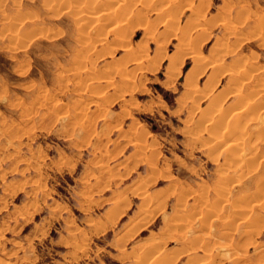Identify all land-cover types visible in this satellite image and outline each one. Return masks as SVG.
<instances>
[{
    "label": "rangeland",
    "instance_id": "374dc122",
    "mask_svg": "<svg viewBox=\"0 0 264 264\" xmlns=\"http://www.w3.org/2000/svg\"><path fill=\"white\" fill-rule=\"evenodd\" d=\"M149 1L127 0L130 29L89 21L104 19L103 0H0V264H173L184 251L213 255L208 264H264V0ZM117 25L128 27L123 42ZM192 48L206 67L185 95ZM212 64L226 69L205 87ZM212 106L227 112L217 134L216 118L207 127L216 113L202 115Z\"/></svg>",
    "mask_w": 264,
    "mask_h": 264
},
{
    "label": "bare ground",
    "instance_id": "6f19581e",
    "mask_svg": "<svg viewBox=\"0 0 264 264\" xmlns=\"http://www.w3.org/2000/svg\"><path fill=\"white\" fill-rule=\"evenodd\" d=\"M89 1H92V0H89ZM89 1L87 0V2H89ZM105 1H106V2H105ZM129 1H130V0H128V2H129ZM147 1H149V0H144V2H147ZM158 1H159V2H158ZM158 1H157L158 3L165 4L168 0H158ZM173 1H176V0H173ZM182 1L184 2V1H186V0H182ZM182 1H181V2H182ZM104 2H105L106 4H104ZM126 2H127V0H103V2L101 3V5H102V4H104L103 6L107 5V8H108L109 10H110L111 8H112V9H111L110 11L108 10L107 12L104 13V14L107 15V16H106V15L104 16V19L99 18V17H100L101 15H103V14H101L100 16H95L93 13H91V14H93V15H92L93 17H92V16H88L89 21H97V20L99 21V20H105V19H110V20H112V21L114 20L115 22L120 21L119 23H121V21H124V22H125L124 24H129L128 26H129V28L131 29V28L133 27V25H134V24H133L134 22H133V19H132V13H131V10H129L131 7L128 8L129 6L127 5ZM144 2H143V4H144ZM149 2H150V1H149ZM155 2H156V0H155ZM164 2H165V3H164ZM178 2H179V1H178ZM64 3H65V2H63V3L61 2L62 5H64ZM167 3H168V2H167ZM167 3H166V4H167ZM191 3H192V2H191ZM83 4H84V3H83ZM83 4H82V5H83ZM85 4H86V3H85ZM129 4H130V3H129ZM141 4H142V2H141ZM145 4H146V3H145ZM145 4H144V5H145ZM156 4H157V3H155V6H156ZM181 4H182V3H181ZM181 4H180V5H181ZM144 5H143V6H144ZM153 5H154V4H153ZM157 5H158V4H157ZM159 5H160V4H159ZM174 5H175V4H174ZM182 5H183V4H182ZM59 6H60V5H59ZM85 6H86V5H85ZM167 6H168V5H167ZM171 6H173V5H171ZM63 7H65V6H63ZM88 7H89V5H88ZM105 7H106V6H105ZM144 7H145V6H144ZM174 7H175V6H174ZM177 7H178V6H177ZM199 7H201V6H198V7L196 6V7H195V9L193 10L192 15L197 14L196 16H198V13H197V12L195 13V11H197V10L199 11V9H200ZM81 8H82V7H81ZM165 8H166V7H165ZM170 8H171V7H170ZM170 8H169V9H170ZM82 9H83V8H82ZM103 9H104V8H103ZM162 9H163V12H164V11L166 12V10H167V9H164V8H162ZM104 10H105V9H104ZM106 10H107V9H106ZM154 10H155L154 12H156L157 15L160 13V17H161L162 15H165V13H164V14L161 13L162 10H161L160 8L155 7ZM191 10H192V9H191ZM100 11H101V10H100ZM167 11H168V10H167ZM174 11H175V10H174ZM174 11L172 10V11H170V12H171V13H172V12L174 13ZM203 11H204V10H203ZM203 11H202V12H203ZM80 12H81V11H80ZM89 13H90V12H89ZM166 13H167V12H166ZM82 14H84V13H82ZM85 14H86V13H85ZM161 14H162V15H161ZM167 14H168V13H167ZM169 14H170V13H169ZM169 14H168V15H169ZM199 14H200V13H199ZM87 15H88V12H87ZM136 15H138V14H136ZM172 15H174V14H172ZM80 16H81V15H80ZM84 16H85V15H84ZM94 16H95V17H94ZM166 16H167V15H166ZM160 17H159V18L157 17V18H158V20L160 19V21H161V20H162V19H161L162 17H161V18H160ZM199 17H200V16H199ZM167 18H168V17H167ZM85 19H87V18H84V21H85ZM135 19H136V18H135ZM239 19H240V18H239ZM81 20H82V19H81ZM164 20H166V19H164ZM169 20H170V19H169ZM216 20H217V19H216ZM106 21H107V20H106ZM136 21H137V20H136ZM162 21H163V20H162ZM162 21H161V22H162ZM186 21H187V20H186ZM238 21H239V20H238ZM104 22H105V21H104ZM115 22H114V23H115ZM205 22H206V21H205ZM217 22H218V21H217ZM222 22H223V21H222ZM226 22H227V21H226ZM90 23H91V22H90ZM114 23H113V24H114ZM117 23H118V22H117ZM139 23H141V22H139ZM146 23H148L147 20H146ZM164 23H165V22H164ZM170 23H171V22H170ZM172 23H173V22H172ZM227 23H228V22H227ZM227 23H226V24H227ZM101 24H102V23H101ZM104 24H106V23H104ZM184 24H185V23H184ZM209 24L211 25L210 22H209ZM102 25H103V24H102ZM102 25H100V26H102ZM185 25H186V24H185ZM224 25H225V24H224ZM100 26H98V27H100ZM104 26H105V25H104ZM111 26H112V25H110L109 27L111 28ZM119 26H120V25H117V26H114V28H112L113 30H114L115 28L118 29V31H117L116 29L114 30V31L117 32V33L120 31V33H118V34L116 35V38H115V42H117V43H118L119 41H122V42H123L124 37L127 36V35L129 34V33H128V30L126 31V29L128 28L127 25H124V27H126L125 29H123L124 27H123L122 29H121V28H118ZM164 26H165L166 28H169V27H170V26H169V23H167V22L165 23ZM183 26H184V25H183ZM142 27L144 28V26H142ZM145 27H146V26H145ZM204 27H205V26H204ZM204 27H203V28H204ZM100 28H101V27H100ZM100 28H97V29H100ZM103 28H105V27H103ZM139 28H141V27L139 26ZM146 28H148V26H147ZM170 28H171V27H170ZM170 28H169V29H170ZM175 28H177V27H175ZM189 28H190V19L188 20L186 27L180 29V30L182 31V35H183L184 38L181 39L182 41H180V39H179L180 43H179L178 46H177V51H176L172 56H171V55L169 56L170 58H169V60H168V64H167V67H166V73H165V74H167L168 77H171V78H172L173 76H176L177 74L180 73V66H181V64L183 63L181 57L184 56V52H183V49H182V44H183V42H187V43L189 44V41H190V40H189L190 35H189V37H188V35L186 34V33H187V30H188ZM197 28H198V27H197ZM226 28H227V27H226ZM141 29H142V28H141ZM144 29H145V28H144ZM100 30H101V29H100ZM109 30H110V29H109ZM145 30H146V29H145ZM147 30H148V29H147ZM151 31H152V30H151ZM191 31H192V29H191ZM196 31H197V30H196ZM99 32H100V31H99ZM115 32H114V33H115ZM132 32H133V31H132ZM146 32H147V31H146ZM146 32H145V33H146ZM149 32H150V30H149L147 33H149ZM166 32H169V30L167 29ZM111 33H112V32H111ZM174 33H175V32H174ZM202 33H203V32H202ZM94 34H96V33H94ZM115 34H116V33H115ZM149 34H150V33H149ZM162 34H163V33H162ZM164 34H165V33H164ZM203 34H204V33H203ZM205 34H206V32H205ZM81 35H82V34H81ZM166 35H167V33H166ZM170 35H171V34H170ZM175 35H176V34H175ZM144 37H145V36H144ZM150 37H151V36H150ZM162 37H163V36H162ZM162 37H161V38H162ZM200 37H201V35H200ZM82 38H83V37H81V39H82ZM152 38H153V37H152ZM154 38H155V37H154ZM161 38H160V39H161ZM196 38H197V39H193V41H194V40H197V44H198V46H199V45H200V44L198 43L199 35H197ZM200 39H201V38H200ZM203 39H205V38H204V35H203ZM187 40H188V41H187ZM126 41H127V39H126ZM148 41H149V40H148ZM193 41H192V42H193ZM127 42H128V41H127ZM155 42H156V49H155L156 51H155V56H154V55H153V56L155 57V61H157V62L159 61V62H160L162 59H164V54H163V52H162V51H163V50H162L163 47H161V43H160V40H159V39H158V40L156 39ZM187 43H186V44H187ZM190 43H191V42H190ZM194 43H196V41H194ZM194 43H193V44H194ZM218 43H219V42H218ZM85 44H86V43H85ZM124 44H125V42H124ZM197 44H196V45H197ZM120 45H122V44L120 43ZM184 45H185V44H184ZM87 46H88V45H87ZM122 46H124V48L126 47V48H125V49H126V52H130V49L127 48L128 45L125 44V45H122ZM138 46H139V45H138ZM147 46H148V45H147ZM139 47H140V48H145L144 45H143V39H142V41L140 42V46H139ZM196 47H197V46H196ZM194 48H195V46H194ZM90 49H91V48H90ZM184 49H185V48H184ZM195 49H196V48H195ZM216 49H217V48H216ZM192 50H193V51L190 52V55H189V54H188V55L192 58L193 62H192V65H191V66L189 67V69L187 70L185 76H184V84H185V86H186V88H187V89H186V92H185V93H186L185 95H188V94H189V91H188V90H189L190 86H192V83H193V82L195 83L196 79L200 76L201 73H203V69H205L204 67H206V66H204V63H203V57H202L200 54H198L199 51L197 52V51H195L193 48H192ZM218 50H219V49H218ZM146 51H147V50H146ZM220 51H221V50H220ZM186 52H187V51H186ZM143 53L146 54L145 52H143ZM137 54H138V53H137ZM147 54H148V53H147ZM138 55H140V54H138ZM142 56H143V55H142ZM142 56H141V58L144 59V56H145V55H144L143 57H142ZM189 56H188V57H189ZM145 57H146V56H145ZM217 57H218V56H217ZM149 58H150V57H149ZM131 59H132V58H131ZM139 59H140V58H139ZM139 59L135 58V61H136V62H134V64L138 65L139 62H140V64H142V62H141L142 60L140 61ZM146 59H147V57H146ZM137 60H139V61H137ZM150 61H151V60H150ZM152 61H153V59H152ZM132 62H133V61H132ZM149 63H150V62H149ZM131 65H132V64H131ZM205 65H206V64H205ZM232 66H233V65H232ZM137 67H138V66H137ZM220 67H221V66H219V65H215V64H214V65H213V64L211 65V72H210V75H209V79L206 81V84L204 85L205 87H208L209 85H210V87H211V82L213 81V82L215 83V81H217L216 78H217L218 75L220 74L219 72L223 73L222 71H225L226 67L224 68V70L222 69V71H220V70H221ZM242 67H243V66H242ZM134 68H135V67H134ZM145 68H146V67H145ZM121 69H122V68H121ZM148 69H149V68H148ZM230 69H231V68H230ZM123 70H124V69H123ZM250 70H252V69H250ZM253 70H254V69H253ZM253 70H252V71H253ZM226 71H229V69L227 68ZM254 71H255V70H254ZM255 72H256V71H255ZM120 73H121V72H120ZM122 73H124V72H122ZM130 73H131V72H130ZM237 73H238V72H237ZM118 74H119V73H118ZM121 75H122V74H121ZM220 75H221V74H220ZM230 75H231V74H230ZM236 75H238V74H236ZM240 75H241V74H240ZM123 76H124V75H123ZM238 76H239V75H238ZM242 76H243V75H242ZM242 76H241V77H242ZM241 77H240V78H241ZM247 78H248V77H247ZM234 79H235V78H234ZM100 80H102V79H100ZM214 80H215V81H214ZM213 82H212V83H213ZM217 82H218V81H217ZM217 82H216V83H217ZM214 83H213V87H214ZM216 83H215V85H216ZM230 83H231V82H230ZM231 84H232V83H231ZM229 85H230V84H229ZM240 87H241V86H240ZM208 89H209V88H208ZM222 89H223V88H222ZM225 89H226V88H225ZM190 90H192V87H191ZM201 91H202L201 88H196V89H194V90L190 93V95L192 96V94H194V93H195V94H200ZM197 92H198V93H197ZM205 92H206V91H205ZM205 92H204V93H205ZM224 92H225V91H224ZM218 93H219V95H220V92H218ZM218 93L215 94L214 97L212 98V102H211V103H212L213 105H214V102L216 101V99L218 100V98H219ZM195 94H194V95H195ZM221 94H222V90H221ZM237 94H238V92H237ZM207 95H208V94H207ZM224 95H225V94H224ZM200 96H201V95H200ZM221 96H223V95H221ZM226 96H227V95H226ZM185 98H186V97H185ZM203 98H204V97H203ZM205 98H206V96H205ZM182 99H183V98H182ZM199 99H200V98H199ZM220 99H221V97H220ZM220 99H219V100H220ZM249 100H250V99H249ZM219 102H220V101H219ZM219 102H216V103H219ZM255 102H257V101L255 100ZM211 103H210V104H211ZM246 103H247V102H246ZM212 104H211V105H212ZM220 104H221V102H220ZM242 104H243V103H242ZM247 104H248V103H247ZM259 104H260V103H259ZM211 105H210V106H211ZM245 105H246V104H245ZM183 106H185V105H183ZM219 106H220V105H219ZM219 106H212L211 108L208 107V110L204 111L205 113H202V115H203V116L205 115V117H206V113L209 114L210 111L212 112V111H214V109L216 110V108L212 109L213 107H219ZM250 106H251V105H250ZM252 106H253V105H252ZM206 107H207V106H206ZM239 107H240V106H239ZM253 108H254V106H253ZM211 109H212V110H211ZM249 109H250V108H249ZM230 110H231V109H230ZM234 110H235V109H234ZM237 110H240V109H237ZM253 112H254V111H253ZM214 113H216V111H214ZM214 113H212V114H214ZM225 113H227V112H226V111H223L222 108H219V109L217 108V113H216V116H215V117H213V118L211 117V118H209V119L206 118V119H207V124H208L207 127H209V126L211 125V128L213 129V126H212V125H213V123H215V120H214V119L216 118V120H217V117H219V116H221V115H222V117H223V115H224ZM240 113H241V112H240ZM212 114H211V115H212ZM230 114H231V113H230ZM235 114H236V112H235ZM250 114H251V113H250ZM253 114H254V113H253ZM211 115H210V116H211ZM233 115H234V113H233ZM240 115H241V114H240ZM242 115H243V114H242ZM242 115H241V116H242ZM203 116H202V117H203ZM207 116H208V115H207ZM210 116H209V117H210ZM224 116H227V115H224ZM236 116H238V115L236 114ZM256 116H257V114H256ZM222 117H221V118H222ZM223 118H225V117H223ZM223 118H222V119H223ZM198 120H199V119H198ZM253 120H254V119H253ZM199 121H200V120H199ZM204 121H205V118H204ZM213 121H214V122H213ZM217 121H218V123L216 124V126H215V124H214L215 129L218 128L219 126H221V124H223L222 122H224L223 120H219V119H218ZM228 122H229V121H228ZM236 122H237V121H236ZM236 122H235V123H236ZM240 122H241V121H240ZM205 123H206V122H205ZM235 123H232V124L235 125ZM237 123H238V122H237ZM244 123H245V122H244ZM224 125H225V124H224ZM226 125H227V124H226ZM203 126H204V124H203ZM241 126H242V125H241ZM259 126H260V125H259ZM205 127H206V126H205ZM221 127H222V126H221ZM221 127H220L219 130H222ZM201 128H202V127H201ZM224 128H225V127H224ZM240 128H241V127H240ZM255 128H256V127H255ZM263 128H264V127H263ZM263 128H262V129H263ZM209 129H210V128H209ZM215 129H214V131H213L212 134H214V132L216 133V132L218 131L217 129H216V131H215ZM226 129H227V128H226ZM232 129H233V128H232ZM238 129H239V128H238ZM259 129H261V128H259ZM197 130H198V129H197ZM223 130H224V129H223ZM240 130H241V129H240ZM202 131H203V130H202ZM226 131H228V129H227ZM256 131H257V130H256ZM259 131H260V130H259ZM203 132H204V131H203ZM209 132H210V131H209ZM252 132H253V131H252ZM260 132H261V131H260ZM262 132H263V131H262ZM221 133H223V131H221ZM244 133H245V132H244ZM216 134H217V133H216ZM223 134H225V133H223ZM223 134H222V138H223ZM227 134H228V133H227ZM237 135H238V134H237ZM237 135H236V136H237ZM241 135H242V134H241ZM249 135H250V134H249ZM195 136H196V135H195ZM220 136H221V135H220ZM213 137H214V136H213ZM210 138H211V137H210ZM219 138H220V137H219ZM234 138H235V137H234ZM234 138H233V139H234ZM237 138H240V137L237 136ZM242 138H243V137H242ZM215 139H216V138H215ZM229 139H230V137L228 138L227 141H229ZM262 139H264V137H262ZM218 140H219V139H218ZM220 140H221V139H220ZM260 140H261V139H260ZM233 141H235V140H233ZM245 141H246V140H245ZM230 142H231V141H230ZM242 143H243V142H242ZM256 143H257V142H256ZM260 143H261V142H260ZM225 144H227V143H225ZM236 144H240V143H236ZM203 145H204V144H203ZM216 145H217V144H216ZM216 145H215V147H216ZM240 145H241V144H240ZM245 145H246V144H245ZM210 146H211V145H210ZM229 146H230V147H228V148H229V149H228V150H229V153H230V154H233V153L235 152V151H233V150H235L234 147H233V150H232V151H230V149H231V146H235V145H233V144L230 145V144H229ZM241 146H242V145H241ZM217 147H218V145H217ZM224 147H225V146H224ZM226 148H227V147H226ZM235 148H236V147H235ZM237 148H239V150H241V151H243L242 149H244V148L240 149V147H238V146H237ZM237 148H236V150L238 151ZM250 149H251V147H250ZM253 149L255 150V147H254ZM253 149H252V150H253ZM254 150H253V151H254ZM232 152H233V153H232ZM239 152H240V151H239ZM246 152H247V151H246ZM211 153H212V152H211ZM235 153H236V152H235ZM247 153H248V152H247ZM257 153H258V152H257ZM236 154H238V152H237ZM236 154H234V155H236ZM239 154H240V153H239ZM249 154H251V153H249ZM258 154H259V153H258ZM242 155H244V153H243ZM251 155H252V154H251ZM253 155H254V154H253ZM226 156H227V158H229L228 156H230V158H231V155H226ZM226 156H225V157H226ZM254 156H255V155H254ZM233 157H234V156H233ZM233 157H232V159H233ZM243 157H244V156H243ZM252 157H253V156H252ZM234 158H236V157H234ZM237 158H238V159H237ZM237 158H236L237 160H236V159H234V160H236V161H237V164H239V163H240L239 161H241V155H240V158H239L238 156H237ZM247 158H248V157H247ZM249 158H250V157H249ZM232 159L230 160V162L232 161ZM239 159H240V160H239ZM262 159H263V157H262ZM227 160H228V159H227ZM234 160H233V161H234ZM238 160H239V161H238ZM242 160H243V159H242ZM255 160H256V158H255ZM236 161H234V163H232V164L235 165V167L237 166V164L235 163ZM247 161H248V160H247ZM259 161H260V159H259ZM261 161H262V160H261ZM226 162H227V161H226ZM253 162H254V161H253ZM227 163H228V162H227ZM227 163H226V164H227ZM247 163H248V162H247ZM259 163H260V162H259ZM259 163H258V164H259ZM229 164H230V163H229ZM232 164H231V165H232ZM244 164H245V163H244ZM256 164H257V162H256ZM247 165H248V164H247ZM251 165H252V164H251ZM254 165H255V164H254ZM229 166H230V165H229ZM238 166H239V165H238ZM244 168H245V167H244ZM249 168H251V169L253 170L252 167H249ZM224 169H225V168H224ZM226 169H227V168H226ZM229 169H230V168H229ZM247 169H248V168H247ZM244 170H245V169H244ZM249 171H250V170H249ZM253 171H254V170H253ZM255 171H256V168H255ZM223 172H224V174L221 172V173L223 174V176L221 175L222 178L225 177V179H228V178H226V177H229V175L227 176V175L225 174L226 171H223ZM248 173H249V172H247V175H246V176H248V175L251 176L250 174H252L253 172L250 173V174H248ZM258 175H259V174H258ZM260 175H261V174H260ZM249 176H248V177H249ZM262 176H263V175H262ZM222 178H221V180H222ZM259 178H261V176H260ZM261 179H262V178H261ZM233 180H234V179H233ZM233 180H232V181H233ZM239 180H240V178H239ZM258 180H259V179H258ZM222 181H223V180H222ZM222 181H221V182H222ZM255 181H256V180H255ZM224 182H227V180H226V181L224 180ZM234 182H235V181H234ZM256 182H257V181H256ZM263 182H264V181H263ZM263 182H262V183H263ZM262 183H261V184H262ZM222 184H223V183H222ZM258 184H259V186L261 185L260 183H258ZM220 185H221V183H220ZM225 186H226L225 183H224V185L221 186L222 189H223V190H221L222 192L219 191V194H220L221 196H224V193H225V192H224V188H226ZM259 186H258V187H259ZM263 186H264V183L261 185V187L263 188ZM260 190H261V189H260ZM263 191H264V190H263ZM220 192H221V193H220ZM259 192H260V191H259ZM260 195H261V194H260ZM260 195H259V196H260ZM143 196H144V195H143ZM245 196H246V195H245ZM257 196H258V194H257ZM262 196H264V192H263V195H262ZM144 197H145V196H144ZM219 197H220V196H218V198H219ZM260 197H261V196H260ZM218 198H217V199H218ZM220 198H221V197H220ZM223 198L226 199L225 196H224ZM123 199H124V198H123ZM213 199H214V198H213ZM224 199H223L221 202L217 201V203H218V204H219V203L222 204V202L226 201V200H224ZM215 200H216V199H215ZM240 200H241V199H240ZM258 200H259V198H258ZM123 201H124V200H122V199L116 197V199H115L114 202H113V205H115L116 207H118L119 205L121 206V204L124 203ZM213 202H214V200H213ZM252 202H253V201H252ZM218 204H214V205L218 207V206L220 205V204H219V205H218ZM209 205H210V204H209ZM222 205H223V204H222ZM111 206H112V205H111ZM120 206H119V207H120ZM263 207H264V206H263ZM263 207H262V208H263ZM112 208H113V207H112ZM211 208H212V206H211ZM214 208H216V207L213 206V209H214ZM221 208H222V207H221ZM249 208H250V207H249ZM204 209H205V208H204ZM207 209H208V208H207ZM213 209H212V210H213ZM216 209H218V208H216ZM120 210H121V209L113 208L112 213H113V211H114V212H115L114 214L116 215V213L118 214V213L120 212ZM205 210H206V209H205ZM210 210H211V209H210ZM224 210H225V209H224ZM224 210H223V211H224ZM226 210H227V209H226ZM214 211H215V209H214ZM216 211H217V210H216ZM219 211H222V210H219ZM236 211H237V210H236ZM236 211H235V212H236ZM200 212H201V211H200ZM202 212H204V211H202ZM207 212H208V211H207ZM243 212H244V211H243ZM210 213H212V211H210ZM210 213H209V215H210ZM221 213H222V212H221ZM221 213H220V215L223 214V213H222V214H221ZM232 213H233V210H232ZM200 214H204V213H200ZM214 214H215V213H214ZM217 214H218V213H217ZM233 214H234V213H233ZM242 214H243V216H244V213H242V212L240 213V216H241ZM204 215L206 216V215H208V214L206 213V214H204ZM209 215H208V216H209ZM211 215L213 216V213H212ZM116 216H117V215H116ZM200 216H201V215H200ZM215 216H216V214L214 215V217H215ZM222 216H223V215H222ZM222 216H221V217H222ZM236 216H237V215H235L234 217H236ZM243 216H242V217H243ZM246 216H247V215H246ZM246 216H244V218H245ZM248 216H249V215H248ZM196 217H198V216H196ZM206 217H207V216H206ZM214 217H212V219H213ZM219 217H220V216H219ZM219 217H218V218H219ZM234 217H233V218H234ZM244 218H243V219H244ZM209 219H210V218H209ZM238 219H239V217H238ZM240 219H241V217H240ZM247 219H248V218H247ZM247 219H246V222H247ZM227 220H228V219H227ZM227 220H225V221H227ZM235 220H236V218H235ZM248 220H249V219H248ZM232 221H233V220H232ZM241 221H242V220H241ZM228 222H229V220H228ZM228 222H226V223H227V224L225 225L226 227H228L227 225H229V224H231V223H232V224L234 223V222H229V224H228ZM246 222H245V223H246ZM249 222H250V220H249ZM258 222H259V221H258ZM260 222H262V221L260 220ZM238 223H239V221H238ZM246 224L248 225V223H246ZM249 224H250V223H249ZM257 225H259V224H257ZM230 226H231V225H230ZM230 226H229V228H230ZM251 226H252V225H251ZM259 226H261V224H260ZM244 227H245V226H244ZM244 227H243V228H244ZM229 228H228V229H229ZM244 229H245V228H244ZM242 230H243V229H242ZM245 230H246V229H245ZM236 233H237V232H236ZM239 234H240V233H239ZM241 235L243 236L244 234H241ZM238 237H239V236H238ZM240 238H241V237H240ZM253 240H254V239H253ZM205 243H206V242H205ZM70 246H72V245H70ZM78 246H79V245H78ZM153 247H154V246H152V245H151V246H150V245H147L146 247L143 248L144 250L141 249V250H143V251L140 250L141 252H140L139 255L137 254V255H138L137 257L134 256V259H135V257H136V261H138V260L141 259V258L143 259V256H145V257H149L148 254H149L150 251L153 250ZM75 248H76V247H75ZM139 248H140V247H139ZM69 249H70V248H69ZM79 249H80V248H79ZM75 250H76V249H75ZM70 251H71V250H70ZM76 251H77V250H76ZM144 251H145V252H144ZM148 251H149V252H148ZM146 255H148V256H146ZM150 255H151V254H150ZM157 255H158V254H157ZM157 255H156V256H157ZM178 255H179V254H178ZM239 255H240V254H239ZM156 256H155V257H156ZM158 256H159V255H158ZM237 256H238V255H237ZM237 256H236V257H237ZM151 257H152V256H151ZM159 257H160V256H159ZM166 257H167V256H166ZM194 257H195V255H194ZM194 257L189 258V261H191L192 258L194 259ZM168 258H169V257H168ZM174 258H175V260H176V256H175ZM174 258L171 257V260H172V259L174 260ZM206 258H207V257H206ZM234 258H235V257H234ZM164 259H165V258H164ZM177 259H178V258H177ZM232 259H233V258H232ZM175 260H174V261H175ZM187 260H188V259H187ZM203 260H206V259H203ZM209 260H210V259H209ZM236 260H237V259H236ZM168 261H169V260H168ZM212 261H213V260H212ZM202 262H203V261H202ZM202 262H201V263H202ZM166 263H168V262H166ZM189 263H190V262H188V264H189ZM173 264H174V263H173ZM186 264H187V263H186ZM204 264H208V261H207V262L204 261Z\"/></svg>",
    "mask_w": 264,
    "mask_h": 264
},
{
    "label": "crops",
    "instance_id": "0c3cea01",
    "mask_svg": "<svg viewBox=\"0 0 264 264\" xmlns=\"http://www.w3.org/2000/svg\"><path fill=\"white\" fill-rule=\"evenodd\" d=\"M197 234H199V233H197ZM175 248H177V249H182L183 247H181V246H177V247H175ZM189 251H184V252H180L179 253V255L177 256V258H176V261H175V263L174 264H176L180 259H183V261H181L182 262V264H188V262H190L189 264H204V261L205 262H207V261H211L212 259V257H213V255H210V256H206V257H204L203 256V254L202 253H199V252H196V251H194V252H191V253H188ZM194 255H195V257H194ZM191 257H194V259L192 258V260L191 261H189V258H191ZM188 259V260H187ZM203 259H206V260H203ZM210 259V260H209ZM237 260H238V258H236ZM169 260V261H168ZM203 261V262H202ZM166 262H168V263H166ZM202 262V263H201ZM224 262H222L221 264H223ZM158 264H171L170 263V258H165V260L164 261H161V262H159ZM231 264V263H230Z\"/></svg>",
    "mask_w": 264,
    "mask_h": 264
}]
</instances>
